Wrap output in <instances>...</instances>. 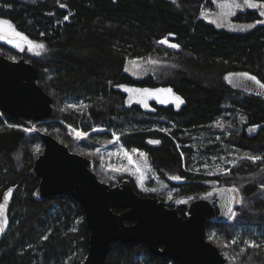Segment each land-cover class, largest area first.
<instances>
[{"label":"trees","instance_id":"obj_1","mask_svg":"<svg viewBox=\"0 0 264 264\" xmlns=\"http://www.w3.org/2000/svg\"><path fill=\"white\" fill-rule=\"evenodd\" d=\"M212 7V0H0V17L47 47L45 54L34 56L0 42V54L37 65V81L53 97V112L44 120L16 119L0 110V202L13 188L4 202L0 264H82L88 253L90 229L80 203L69 192L46 198L37 194L40 179L31 169L33 153L42 150V132L92 158L102 181L116 185L130 179L141 195L158 197L170 207L176 203L162 195L165 187H174L180 198L206 190L208 178L228 185L254 177L241 184L248 203L238 204L227 220L208 219L205 234L228 264H264V192L258 183L264 170V101L225 82L227 72L240 69L264 81V23L242 31L220 27L200 13ZM235 18L257 21L260 15L250 9ZM151 56L167 57L174 67L167 74L135 76L130 62ZM121 85L168 87L183 103L151 101L152 110L128 105ZM31 123L30 131L21 126ZM114 134L125 149L147 155L162 181L152 185L153 191H143L126 172L103 168L98 154L85 153L110 143ZM221 153L230 161L224 175L186 169ZM168 170L176 171L179 182L167 177ZM179 212L186 216L184 209ZM103 264L178 263L151 253L143 242L115 241Z\"/></svg>","mask_w":264,"mask_h":264},{"label":"water","instance_id":"obj_2","mask_svg":"<svg viewBox=\"0 0 264 264\" xmlns=\"http://www.w3.org/2000/svg\"><path fill=\"white\" fill-rule=\"evenodd\" d=\"M243 73L264 83L256 73L240 69L226 73V84L264 101V88ZM38 76V66L24 57L14 60L0 54V110L16 119L48 118L53 112V97L38 83ZM41 136L43 149L33 153L31 169L40 179L37 194L46 198L69 192L84 209L90 237L82 264H103L115 241L143 242L151 253L178 264H228L219 247L206 237L205 226L208 219L224 221L232 215L237 206L233 188L188 193L170 207L158 197L141 195L130 179L116 185L102 181L92 158L70 150L50 133L42 132ZM9 190L11 194L13 188ZM8 200L9 196L4 202ZM180 209L186 211L185 217ZM0 225L1 237L5 226L1 221Z\"/></svg>","mask_w":264,"mask_h":264},{"label":"rangeland","instance_id":"obj_3","mask_svg":"<svg viewBox=\"0 0 264 264\" xmlns=\"http://www.w3.org/2000/svg\"><path fill=\"white\" fill-rule=\"evenodd\" d=\"M27 1H36V0H27ZM174 2H178L179 0H172ZM258 3H264L261 1H257ZM213 7L209 9H203L200 13L206 19L214 22L217 26L226 27L232 30H246L254 26L259 21H264V16L261 15V12L264 11V7L261 8H253L244 5L243 0H212ZM241 5L237 7L236 5ZM244 8H252L256 9V11L260 15V19L257 21H240L234 17L236 10H242ZM0 20H6L5 18L0 17ZM10 22V21H9ZM13 28L19 31L13 23L10 22ZM26 36L24 33H22ZM0 42L7 44L8 46L12 47L13 49L17 50L18 52H23L29 55H42L47 52V47L43 42L35 41L27 37L29 40L33 41L34 43H41L45 47L44 48H36V47H29L26 41L20 40L18 37L12 35V32L9 30L7 25H0ZM11 41V42H10ZM166 41V42H165ZM163 42L167 45H172L173 43L168 39H163ZM19 44V46H17ZM174 67V62L163 56H151L148 58L142 59H134L130 62V70L135 76H142L147 73H154V74H167L172 70ZM121 89H123L127 93V100L126 103L131 105L133 103L140 104L146 110H152L151 101H156L160 104H172L175 107H180L182 103H179L176 100V97H180L177 93L172 91L171 93L167 91L156 92L157 89L167 90L170 89L168 87H139V86H132V85H121ZM126 89H133V91H127ZM136 89L143 90L148 89L149 93H145L143 91H135ZM153 93V94H150ZM181 98V97H180ZM182 99V98H181ZM161 100L167 101L166 103H161ZM183 101V99H182ZM24 129H28L30 131L35 124L31 123L29 125H21ZM71 130L75 131V133H81L76 128H71ZM39 148L43 149V146ZM86 154L92 155H99L101 158V162L105 164V168L108 171L118 172H126L128 173L134 181L137 183L138 187H140L143 191H153L154 189L152 185L155 183H161V179L157 171L152 167L147 155L144 152H140L137 150H128L123 147L120 143V139L118 134H114L113 139L110 143L98 146L97 150H85ZM84 152V151H83ZM83 154V153H82ZM248 157V156H245ZM201 158V157H200ZM255 160V159H252ZM228 156L227 153H221L220 156L216 154L210 155V157H204L202 160L198 159L195 161V165L188 169V171H192L193 173H202L208 177H212L215 175H224L226 174L229 169L228 167ZM235 163L232 162V165ZM261 178L258 179L259 187L261 192H264V170L261 172ZM167 177L175 182H179L180 177L176 174L175 170H168L166 171ZM177 177H179L177 179ZM254 177H246L244 179L239 180H231L230 184L224 185L222 181L217 179L208 178L205 179V186L206 189L211 187H223L228 186L236 190L237 192V205L240 204L242 201L248 203L250 196H243L241 191V184L245 185L252 181ZM166 193L162 194L165 196L167 200H171V202H177L178 196L175 194V188L165 187ZM148 190V191H149ZM165 201V200H164ZM0 205H3L2 213H0V221L6 226L7 224V204L4 202H0ZM235 216V214H234ZM233 216V217H234ZM241 229H245L242 227ZM254 226L251 227L250 230H253ZM214 234V233H213ZM210 239V238H209ZM211 240V239H210ZM222 248L225 250L227 254H229V247L227 243H222ZM230 258L234 260V258L230 255Z\"/></svg>","mask_w":264,"mask_h":264},{"label":"snow or ice","instance_id":"obj_4","mask_svg":"<svg viewBox=\"0 0 264 264\" xmlns=\"http://www.w3.org/2000/svg\"><path fill=\"white\" fill-rule=\"evenodd\" d=\"M244 2V5L248 6V7H253V8H261V7H264V3H258L257 0H243ZM237 7H240L241 5H236ZM261 15L264 16V11L261 12ZM65 19H67V17H65ZM260 23H264V21H259ZM0 25H7L9 30L12 32V35H14L15 37H18L20 40L22 41H26L29 45V47H36V48H44L45 46L41 43H34L33 41L29 40L26 36H24L22 33L16 31L13 26L10 24L9 21H6V20H0ZM0 38H3L2 36H0ZM11 42V41H10ZM166 42V41H165ZM17 46H19V44H17ZM171 47H174V48H178L179 45L177 44H172L170 45ZM245 77H247L249 80H252L254 81L256 84H258L261 88H264V83H261L260 80H258L255 76H251L249 75L248 73H243L241 74ZM127 91H133V89H126ZM135 91H143L145 93H149V90L148 89H143V90H139V89H136ZM161 91H167L169 93L172 92V89H167V90H162V89H157L156 92H161ZM150 94H153V93H150ZM176 100L179 102V103H183L182 99L180 97H176ZM161 103H166L167 101L165 100H161L160 101ZM75 107V106H73ZM25 131H28V129H25ZM78 136H83L84 134L83 133H77ZM152 143H159V141H151ZM251 159H260L259 157H251ZM179 177H177L178 179ZM235 190V189H233ZM10 195V190H9V194L5 196V200L8 199V196ZM3 205H0V213H2V210H3ZM3 230V227L2 225H0V231ZM45 239H47V237H45ZM253 246H256L255 244H253Z\"/></svg>","mask_w":264,"mask_h":264},{"label":"flooded vegetation","instance_id":"obj_5","mask_svg":"<svg viewBox=\"0 0 264 264\" xmlns=\"http://www.w3.org/2000/svg\"><path fill=\"white\" fill-rule=\"evenodd\" d=\"M250 9H252V8H244V9H240V10H236L235 11V14H234V17H236L240 12H242V11H248V10H250ZM252 10H255L256 11V9H252ZM71 150V149H70ZM73 151V150H72ZM76 152V151H75ZM80 154H82V153H80ZM82 155H84V154H82ZM84 156H86V155H84ZM88 157V156H87ZM90 158V157H89ZM184 181V180H183ZM211 188H217V186L216 187H211ZM211 188H209V189H211ZM206 190H208V189H206Z\"/></svg>","mask_w":264,"mask_h":264}]
</instances>
